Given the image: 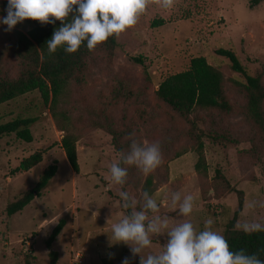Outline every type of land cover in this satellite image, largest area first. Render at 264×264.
<instances>
[{
	"label": "rangeland",
	"instance_id": "374dc122",
	"mask_svg": "<svg viewBox=\"0 0 264 264\" xmlns=\"http://www.w3.org/2000/svg\"><path fill=\"white\" fill-rule=\"evenodd\" d=\"M6 16L0 0V18ZM51 18V17H50ZM155 21H159L155 24ZM0 24V77L14 78L20 61L14 52L12 31L31 28L26 19L11 32ZM232 49L251 75L261 74L264 83V0L250 7L249 0H175L164 10L150 5L138 23L119 38L113 52L98 47L87 58V66L71 79L62 107L76 128L79 171L69 166L59 144L62 137L49 105L37 91L0 104V123L15 117H33L31 142L14 134L0 138V264H75L77 253L82 264H121L131 256L129 247L111 241L112 225L124 213L111 182L109 167L121 151L127 152L131 139L160 142L161 165L150 175L128 168L123 191L143 206V187L152 179L150 195L160 204V212L149 213L169 220L171 227L190 220L201 231L204 221L214 220L213 230L225 234L239 199L242 207L234 229L245 221L264 222V208L250 210V201L264 202V143L256 139L246 116V99L234 87L241 80L217 49ZM141 56L142 64L131 57ZM203 56L224 76V91L230 110L195 109L187 118L160 101L155 90L167 76L186 70L193 57ZM197 136L203 143L206 175L194 165L198 160ZM36 150L42 161L26 172L13 170ZM56 162L57 170L42 195L21 211L5 215L6 205L32 188L45 167ZM219 171V174L217 173ZM191 194L195 206L190 216L180 214L170 203L171 193ZM65 225L50 249L45 240L59 219ZM152 236V244L141 256L159 254L166 246L167 230ZM111 254L112 258H109Z\"/></svg>",
	"mask_w": 264,
	"mask_h": 264
},
{
	"label": "trees",
	"instance_id": "16d2710c",
	"mask_svg": "<svg viewBox=\"0 0 264 264\" xmlns=\"http://www.w3.org/2000/svg\"><path fill=\"white\" fill-rule=\"evenodd\" d=\"M261 0H249L250 7L258 4ZM4 9L7 0H1ZM52 19V18H50ZM71 19V16L69 17ZM31 28L27 33L14 30V52L20 61V69L16 77H0V104L13 100L26 93L37 91L42 102L49 105L51 116L57 128L62 131L59 144L65 154L70 168L78 173L79 163L77 157L76 143L78 136L72 118L62 107L63 97L68 89L71 79H76V74L83 71L87 66V58L92 53L86 48V43L73 54H66L63 48H58L53 55L48 54L47 41L51 39L54 30L61 26L60 21L55 24L41 25L39 21L27 19ZM159 21H155L157 24ZM116 46V37L96 47L113 52ZM217 54L228 59L232 71L238 73L241 80H233L234 87L239 89L245 99V113L251 122L256 139L264 143V83L261 74L251 75L242 65L236 53L232 49L219 48ZM135 63L142 64L141 56L131 57ZM156 97L165 105L175 111L180 117L187 118L195 109L219 111L230 110V104L225 96L223 73L207 62L203 56L193 57L189 61L186 70L171 74L164 78L155 90ZM35 122L33 117H15L9 121L0 123V138L6 135L14 136L24 142H31L33 136L30 130ZM197 136L196 150L198 160L194 168L202 175L207 173V165L203 155V143ZM43 151L36 150L28 157L23 158L15 172H26L42 161ZM57 170L56 162L53 161L44 168L34 186L15 200L9 202L5 207L7 217L21 211L35 197L42 195L50 179ZM219 174V171H217ZM152 179L148 177L145 181L143 191L152 192ZM242 200L239 199L238 207L233 219L223 235L229 243L231 251L243 249L247 254H258L264 259V232L245 234L243 231L234 229V222L241 210ZM133 209H124L125 215L130 214ZM65 219L58 220L45 240L50 249L52 242L59 235L65 225ZM55 251H50L49 256L52 264L56 262ZM103 264H112L110 259Z\"/></svg>",
	"mask_w": 264,
	"mask_h": 264
},
{
	"label": "clouds",
	"instance_id": "9594fccd",
	"mask_svg": "<svg viewBox=\"0 0 264 264\" xmlns=\"http://www.w3.org/2000/svg\"><path fill=\"white\" fill-rule=\"evenodd\" d=\"M150 5L164 10L175 6V0H7L6 16L0 18V24L6 25V32L26 19L39 21L41 25L61 26L54 30L47 41L48 54L53 55L58 48L66 54L77 52L86 43L89 51L108 40L119 36L134 27ZM71 16V19L69 17ZM50 17L52 19H50ZM162 163L160 142L140 143L131 139L129 150L121 151L118 159L111 163L109 175L114 185L120 186L118 193L123 209H133L111 228V241L123 244L130 249L131 256L122 259L121 264H132V260L152 244V236H158L169 229L168 218L149 213L160 212V204L148 191L142 194L143 206L139 211L134 197L123 191L127 182L128 168L135 167L143 175L153 173ZM171 205H178L182 216H190L195 206L191 194L181 196V192L171 193ZM264 208V202L250 201L248 208ZM214 220L204 221V229L198 231L190 220L177 224L167 230L166 246L159 254L141 256L139 264H264L258 254H247L243 249L231 251L225 237L213 230ZM237 228L245 234L264 232V222L245 221ZM111 254L109 258H112Z\"/></svg>",
	"mask_w": 264,
	"mask_h": 264
},
{
	"label": "built area",
	"instance_id": "2783aa9c",
	"mask_svg": "<svg viewBox=\"0 0 264 264\" xmlns=\"http://www.w3.org/2000/svg\"><path fill=\"white\" fill-rule=\"evenodd\" d=\"M83 260H84V258L81 257L79 253H77V254L75 255V258H74V262H75V264H82Z\"/></svg>",
	"mask_w": 264,
	"mask_h": 264
}]
</instances>
